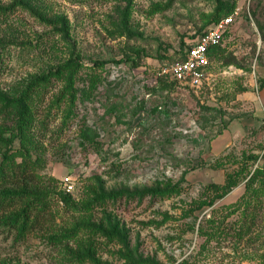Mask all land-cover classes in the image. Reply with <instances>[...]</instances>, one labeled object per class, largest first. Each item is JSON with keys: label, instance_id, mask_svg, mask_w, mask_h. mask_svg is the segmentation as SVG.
Listing matches in <instances>:
<instances>
[{"label": "rangeland", "instance_id": "1", "mask_svg": "<svg viewBox=\"0 0 264 264\" xmlns=\"http://www.w3.org/2000/svg\"><path fill=\"white\" fill-rule=\"evenodd\" d=\"M28 1L52 20L65 19L67 32L21 7L2 13L0 89L10 92L78 56L83 68L74 88L99 81L92 100L77 94L72 107L64 80L54 79L38 99L26 136L36 161L33 187L48 206L32 215L23 237L0 226V264H78L81 253L101 264H133L119 238L104 232L114 228L137 260L264 264V179L248 186L251 176L239 175L264 167V0H225L239 15L210 78L174 91L161 89L162 69L212 26L217 0ZM13 2L0 0V7ZM128 57L139 66L122 62ZM0 126L10 129L12 119L0 114ZM233 177L227 196L195 208ZM159 186L164 196H113L83 207L99 189ZM69 232L63 243L51 240Z\"/></svg>", "mask_w": 264, "mask_h": 264}, {"label": "trees", "instance_id": "2", "mask_svg": "<svg viewBox=\"0 0 264 264\" xmlns=\"http://www.w3.org/2000/svg\"><path fill=\"white\" fill-rule=\"evenodd\" d=\"M21 7L27 11H31L36 16H38L46 24H59L60 33H66V20L59 17L56 20H52L49 17L45 16L41 10L36 8L30 1L26 0H14L12 5L8 7H0V16H7L9 13L14 12L13 10ZM236 10V4L233 1L217 0L216 14L212 18L210 24L212 26L209 28V25H206L204 29L201 30L200 35L207 33L214 25L218 24L222 19L230 16ZM3 13V15H1ZM125 24V23H124ZM208 27V28H207ZM127 33H131L132 29L125 24ZM228 31L223 37L220 45L212 48L210 50V60L214 61L215 57L222 53L223 42L228 35ZM197 37V36H196ZM193 37L191 39H194ZM184 50L180 53V60L186 59L187 51L190 49L191 45L185 43L183 45ZM137 59L128 57L122 62L133 63V67H138L139 63ZM105 65L104 62H95L94 66L103 68ZM83 68L79 56L72 57L68 59L62 65H59L56 71L50 70L48 74L35 75L29 81L15 84L10 92H5L0 89V114H5L8 118L12 119L13 126L10 129L0 126V156L2 159L0 161V184L2 183L3 187L0 189V226L7 228L10 231L15 230L19 237H23L25 233L31 230L33 226V221L31 217L35 212H40L43 208H47V200L44 198V193L41 192L38 188H34V183L37 181L38 176L36 175L35 166L33 165L35 160L32 159V149L33 140L30 137H27V133H31V126L33 125V120L35 116V108L37 105L38 99H41L46 95L47 90L51 86L54 79L64 80L66 82V90L70 94L69 99L71 100V107L75 104L74 102L77 99V96L80 94V97L83 98V101H90L94 98V92L97 89V84L99 77H93L90 82V85L87 83V79H84V86L82 89L76 90L74 88L75 82L78 79L79 70ZM166 68V67H165ZM164 69V68H163ZM162 69V71H163ZM162 79L159 83L163 91H174L177 87H182L178 82L172 81L170 75H163L161 73ZM89 77V76H88ZM98 80V81H97ZM189 88V87H187ZM78 94V95H77ZM63 98H65L63 96ZM43 99V98H42ZM69 100V101H70ZM68 112L73 113L72 108ZM6 132H9L10 135L7 137ZM20 142V147L15 148L14 143ZM21 159V161H19ZM39 159H37L38 161ZM246 172L245 178L251 176L248 186H252L260 176H263L264 179V167L257 169L254 173L248 171L246 168H243L240 171L239 175ZM237 184V181L234 180V177L226 183L225 186H214V195L210 199H205L200 202L195 208L197 210H202L205 207H210L215 204L217 200L223 199L227 196L233 186ZM166 189H162L160 186L157 188H145L143 190L137 191H115V192H103L102 189H99L98 193H95L93 197L90 198V201L83 205V207L89 209L94 204L102 203L109 197H119L125 196L127 199H135L139 197L144 199L147 196H164ZM39 199L40 201L37 203ZM21 206L20 208H15L16 205ZM38 217H36L38 221ZM107 230V229H106ZM108 237L115 238L118 237V241L124 245L127 251H129L128 260L133 264H158L156 261H150L149 259L142 260L135 259L133 252L128 249L127 240L118 232L115 228L111 232L104 231ZM67 235V236H66ZM61 237H51V240L55 243V240L59 243H63V237L70 239L73 237L71 232L67 233ZM78 264H85V262H90L91 264H101L95 262L94 257L90 253H81L74 259Z\"/></svg>", "mask_w": 264, "mask_h": 264}, {"label": "built area", "instance_id": "3", "mask_svg": "<svg viewBox=\"0 0 264 264\" xmlns=\"http://www.w3.org/2000/svg\"><path fill=\"white\" fill-rule=\"evenodd\" d=\"M238 15L239 10H236L233 14L214 25L206 34L197 36L187 42L191 47L187 51L186 59L164 68L162 74L170 75L172 81H176L192 90L202 87L204 82L211 76L213 61L210 60V50L220 45Z\"/></svg>", "mask_w": 264, "mask_h": 264}]
</instances>
